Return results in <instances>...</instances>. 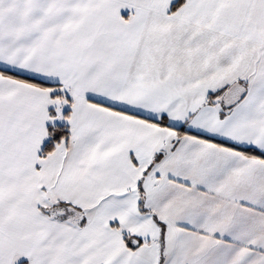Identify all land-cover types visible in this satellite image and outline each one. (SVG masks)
<instances>
[{
	"label": "snow or ice",
	"instance_id": "6c2138e0",
	"mask_svg": "<svg viewBox=\"0 0 264 264\" xmlns=\"http://www.w3.org/2000/svg\"><path fill=\"white\" fill-rule=\"evenodd\" d=\"M0 264H264V0H0Z\"/></svg>",
	"mask_w": 264,
	"mask_h": 264
}]
</instances>
